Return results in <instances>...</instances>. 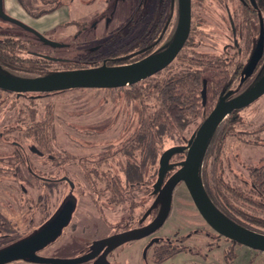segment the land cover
<instances>
[{
	"label": "rangeland",
	"instance_id": "obj_1",
	"mask_svg": "<svg viewBox=\"0 0 264 264\" xmlns=\"http://www.w3.org/2000/svg\"><path fill=\"white\" fill-rule=\"evenodd\" d=\"M69 1L25 0L35 13L51 8L56 3L65 4V9L35 19L26 14L17 0H0L7 15L40 33L48 31L45 35L56 42L72 46L70 49H52L38 42L37 53L48 54L53 60L36 58L33 56V34L0 20V39L2 42L9 41L13 46L9 48V62L15 68L3 66L5 71L16 77L33 78L80 65L73 37L77 32V17L87 9L79 11L83 7L81 0H74V4ZM193 4L196 11L193 23L197 29L191 43H195L196 47L184 50L181 57L186 56L187 61L182 66L188 68V63L193 60L197 62L193 70L202 64L214 69L205 75L208 78L207 104L198 109L197 118L184 131L175 132L172 138L165 137L163 142L155 137L158 160L153 167H147V151L139 148L137 135L143 130L144 120L150 122V118L154 119L159 115L160 98L155 86L182 72L184 68L181 65L177 64L170 71L122 88L70 89L49 94L23 95L0 89V135L3 134V138H0V208L13 211L19 208L28 210L31 207V183H21L15 177L19 168L27 172L28 163L25 161L36 160L37 167L41 168L50 154L59 161V165L60 162L69 160L70 176L75 182L73 190L64 183L55 184L49 200L52 212H60L68 202L67 196L76 201V204L69 226L58 241L39 252L41 257L80 258L93 250L92 245L96 240L122 233L127 228L140 227L141 219L146 217L149 210L144 224L152 222L162 207L153 193L161 155L170 148L188 145L203 120L216 106L227 82V89H238L241 70L238 74L236 71L246 64L252 44H256L258 40L257 18L254 17V21L247 25L239 0H193ZM95 6L96 8H90L92 14L101 7ZM227 10L233 17L238 35L243 34L245 37L251 34L250 43L248 37L238 39V48L244 51L240 56L234 45ZM137 91L141 92H138L141 94L139 97L136 96ZM221 125L222 128H228V135L218 137L206 154L202 166L205 186L223 205H227L229 201L228 209L238 219L242 218L252 229L264 234V210L257 207L261 200L255 198L250 184L255 168L263 164L260 160L264 157V96L247 108L228 116ZM153 131L156 132L157 129L154 128ZM146 139L147 142L150 140ZM15 142L24 146L27 156L17 155L20 152L13 146ZM34 146L44 156L32 153L30 148ZM186 154L187 152L176 154L171 158L170 165L174 168L166 180L179 169L177 165L186 158ZM109 155L113 156L109 159L111 163H104L103 169L111 167L119 173L127 166H139L140 169L146 166L148 181L144 185H134L127 202L114 207L104 205L101 208L95 185L87 184L80 177L85 166L88 171L94 167L83 164L82 160H95L99 156L108 158ZM56 170H61V166ZM59 175L62 176L60 171ZM22 186L26 187V193ZM42 190L44 193L46 189ZM39 212L35 217L33 233L40 229ZM12 220L11 225L3 232L11 240L30 233L29 228L16 226L15 219ZM155 239H161V242L154 244L145 256L150 241ZM167 240L177 241L178 244L169 247ZM154 248H169L175 252L174 256L159 264H264V252L236 244L220 236L206 223L184 183H180L174 190L171 213L165 224L147 238L114 249L107 256V261L109 264H157Z\"/></svg>",
	"mask_w": 264,
	"mask_h": 264
},
{
	"label": "flooded vegetation",
	"instance_id": "obj_2",
	"mask_svg": "<svg viewBox=\"0 0 264 264\" xmlns=\"http://www.w3.org/2000/svg\"><path fill=\"white\" fill-rule=\"evenodd\" d=\"M70 1L72 2V4H74L75 2L74 0H70ZM81 2H82L81 6L83 7L79 6L81 7L79 11L83 10L84 12L85 9L87 10L85 11V13L82 12L79 13V16L77 17L79 18V21L77 23L78 24L77 32L73 37L74 42L77 44L75 48L78 50L79 53L77 61H80L81 63L79 62L80 65L77 67L65 68L64 70L56 71L55 73L62 71L119 67V66L138 63L166 51L172 45L178 33L180 18H181V0H81ZM239 2L240 5L242 6L244 21L247 25L251 23V21H254V17L257 18L258 26H259L258 40L256 44L255 42L254 44H252V47L253 45L255 46L253 47V49L251 47L252 51L249 55V58L246 64L242 66V69L240 71L239 85H238L239 90L224 88V90L221 91L219 95L217 104L223 98H225V100L228 101L238 95L243 94L251 87H253L264 74V56H263L262 60L259 62L253 75L245 79L244 82H242V78L244 76L243 73L247 65L249 64L251 57L259 42L261 35V27L264 28V10L260 8V3H264V0H254L256 6L253 4L252 0H239ZM95 5L98 6L101 5V7L99 6L100 9L97 12L95 11L96 9H94L95 12L92 14L90 11L91 9L96 8ZM59 9L60 10L65 9V4L63 3ZM227 12L232 26V33L234 37L235 47L238 48V39H244L248 37L249 43L252 42L251 34H248L245 37L243 36V34H241L240 36L238 35V29L234 25L233 17L229 10H227ZM195 13L196 11L194 8L193 0H191V30H190L189 38L184 48L180 51L177 57L166 68H164L157 74L164 73L165 71H170L174 67H176L177 64L181 66L183 63L186 64L187 57L186 56L181 57V55L183 54L184 50L194 49L196 47L195 43H191L192 37H194L195 35L194 33L196 32L197 29L196 25L194 26L193 23ZM33 18L38 19L37 17L34 16ZM253 28L255 29V27ZM46 33H48V31H46ZM40 34H42L47 39H51L43 33ZM38 42H40L44 46L50 47L44 44L39 39V37L35 33H33V56H35L36 58L43 59L45 61H50V60L52 61L53 57H51L50 55L37 53L36 45ZM62 44L64 46L61 48H52V47L50 48L52 49L72 48V46H70L68 43H62ZM227 50L228 48H226V51ZM243 53H244L243 49L238 48V55L240 56ZM196 63L197 62L196 61L193 62V60L191 62V64L195 66ZM204 67L205 66H202V68ZM55 73L52 72L49 73L48 75H52ZM236 74H238V69L236 71ZM41 76H47V75L42 74L36 77H41ZM204 82L207 83L208 79H205ZM245 85H248L247 88L241 90ZM80 89H89V88H80ZM92 89H98V88H92ZM105 89H110V88H105ZM206 90H207V97H206V102L204 103L205 105L207 104V98H208V89L206 88ZM241 110H235L233 111L232 114L237 113ZM0 138H3V134L0 135ZM13 146L16 149H18V151L20 152V154H17L19 157H21L22 155L24 157L27 156L28 153L26 152V149H24V146L22 144L15 142ZM30 151L41 157L44 156L43 152L35 146L31 147ZM115 155L116 154H114V156ZM112 157H113L112 155H109L108 158H102L101 156H99V158L95 160H87V159L82 160L83 164H90L94 167L93 170L89 169L88 171L85 166L82 170V175L80 174V177L82 179H85L84 182H86L87 184L92 183L95 185V189H96L95 193L98 196L101 208L104 205H107L109 207H114V206H118V204L127 202L128 198L132 194L135 185L134 180H136L137 186L144 185V183L148 181V170L146 166H144V168L141 170L138 169V171L136 172L133 171L132 166H127L124 169H121L119 173H117L115 168L107 167V170L103 169L102 165L108 162L111 163L109 159ZM87 161H93V163H89ZM260 161L263 162V164L260 167H256L253 173L255 176L254 180H256L257 183L253 184V181H250L251 182L250 184L253 187L251 188L255 193V198H258V200L259 199L262 200V198L264 197V179H262L264 173V157H262ZM25 163L26 164L28 163L27 172L19 168L17 175L15 177L21 183H26V182L31 183V189H33V194L31 195V207L28 210L19 208L18 210H13L14 212L11 209L0 208V251L8 247H11L27 238L32 237L33 234L39 232L42 228L46 227L50 222L54 220V218L58 214V211L56 213L52 212V209L49 208V200H50V196L53 195L55 184L64 183L67 188L70 187L72 190L75 189V182L72 180L70 176L69 160L60 162L61 164L59 165V161H56L55 157L52 154H50L48 155L47 161H45V163H42L41 168L37 167L36 160H33L32 162L25 161ZM59 166H61V170L59 171L62 173V176H60L59 171L56 170ZM80 167H82V164H80ZM158 178H159V169H158ZM38 187L40 188V191H38ZM43 188L46 189L44 193L42 190ZM22 190L24 193L27 192V189L24 186H22ZM156 196H158V194ZM67 200L68 202L71 201L73 203V206L76 204L75 203L76 201L69 199L68 196L66 201ZM262 206H264L262 201L257 203V207H259L260 210H264ZM37 212H39L40 214V220H39L40 229H36V231L33 233V225L35 222V217L37 216ZM12 219H15L14 222L16 226L23 225L27 227V229L29 228L30 233L26 236L19 237L16 240H11L9 236H7V234L3 232L7 230L8 227L11 225L13 221ZM142 220L143 219H141L140 221L141 224L140 227L147 225L144 224V221ZM69 224L70 222L68 223L67 226L63 228L61 234L54 241L50 242L46 247L58 241V239L62 236V234L64 233L65 229L69 226ZM130 229L133 228H127L124 229L123 231L125 232ZM108 237L109 236L100 238L95 242L106 239ZM160 241L161 239H159V242ZM167 241L170 244H178L176 243L177 241L176 242L172 240H167ZM93 246L94 244L92 245V247ZM107 247L108 246H104L100 250L99 248H93L91 252L99 251V254L96 256V258H94L93 260L87 263L92 262V264H97L99 262L101 255L103 254V252L106 250ZM152 247L153 245L150 248ZM43 249L39 250L37 254H39V252L42 251ZM14 262H26L33 264V262L29 261L28 259L17 260Z\"/></svg>",
	"mask_w": 264,
	"mask_h": 264
},
{
	"label": "water",
	"instance_id": "obj_3",
	"mask_svg": "<svg viewBox=\"0 0 264 264\" xmlns=\"http://www.w3.org/2000/svg\"><path fill=\"white\" fill-rule=\"evenodd\" d=\"M252 1L255 5L254 0ZM0 20L19 26L32 34L35 33L44 44L52 48H61L64 46L62 43L45 38L31 27L7 15L3 11L1 2ZM190 30L191 0H181V18L178 33L172 45L163 53L131 65L62 71L36 78H20L0 71V89L23 95L25 93L49 94L80 88H122L127 85L136 84L166 68L184 48L189 38ZM263 56L264 28L261 27L259 42L243 73L242 82L253 75ZM262 96H264V74L253 87L243 94L228 101H226L225 98L221 99L217 106L201 123L187 147H173L161 155L159 161V178L154 185L153 192L156 195L158 194L157 203L160 202L162 206L159 214L147 225L130 229L95 242L93 248H99V250L104 246H108L97 264H109L107 256L114 249L126 243L147 238L158 231L170 216L173 193L180 183L186 185L198 212L216 233L236 244L264 252V234L252 231L238 224L220 211L209 197L201 178L204 156L218 127L233 113V111L250 106ZM202 97L203 103H205L207 97L206 88L203 89ZM185 150L187 151L186 158L180 163L179 169L165 180L167 171L172 168V165H170L171 158L176 154L183 153ZM73 208L72 202H66L54 220L46 227L33 234L32 237L1 250L0 264H8L22 259H28L36 264H83L96 258L99 251H93L88 255L76 259H51L41 257L37 254L39 250L45 248L61 234L63 228L67 226L71 220ZM146 217L142 221H144ZM158 242L159 239L150 242L145 251V256L148 249Z\"/></svg>",
	"mask_w": 264,
	"mask_h": 264
},
{
	"label": "trees",
	"instance_id": "obj_4",
	"mask_svg": "<svg viewBox=\"0 0 264 264\" xmlns=\"http://www.w3.org/2000/svg\"><path fill=\"white\" fill-rule=\"evenodd\" d=\"M18 1H19V4L21 5V7L26 11V13L29 16H31V17L34 16L37 18L42 17L44 15L51 14V13L55 12L56 10H58L62 6V2L56 3L51 8L44 9V10H41V11L35 13V12H33V8L29 7L27 5V3L25 2V0H18ZM47 4H50V3H47ZM260 8L262 10H264V3H260ZM9 48H13V46L9 43V41L2 42V40L0 39V71L2 73L11 75L9 72L4 70V67L11 68V69L15 68L9 62V58H10L9 57L10 56ZM183 62H185V61H183ZM188 66H189L188 68H184V66H182V69L184 68L182 72H180L176 76L171 77L170 80H168L166 82H162V83L159 82L155 86V88L157 89L156 91L158 93V96L160 98V100H159V102H160V104H159V106H160L159 115L157 117H155L154 119L150 118L149 119L150 122H148L147 120H144L143 124H142L143 130L141 132H139V134L137 135V137H138L137 139H139V142H140L139 148H141L144 152L147 151V152H145L146 153L145 154V158H146L145 163L147 164V167L148 166L153 167L158 160V153H157V150L155 148V141H154L155 137L157 136L163 142V139L165 137H167V138L171 137L172 138L175 135V132L177 133V132L184 131L197 118L198 109L200 107L206 106L203 103V97H202L203 89L204 88L208 89V82L207 83L204 82L205 79H208L205 75L214 69L211 66L202 68L201 66H206V64H202V65H200V67H197V69L193 70L194 65L191 64V62L188 63ZM239 70H241V67L238 68V72H239ZM53 73H55V72H53ZM48 74L49 73H47L46 75H48ZM227 84L229 85V82H227L225 87H224L226 89L228 86ZM133 85H135V84H133ZM138 92L141 93L140 91H137V94H136L137 97H139L141 95ZM222 127L223 126L220 125L218 127V129L216 130L215 134L213 135V137H212V139L208 145L207 151L205 153L204 160H205V157H206L208 150L210 149L211 145L217 140V138L220 136L227 137L228 128L226 126L224 128H222ZM154 128L157 129L156 132L153 131ZM144 130H147V131H144ZM193 136H192V138H193ZM146 138H150V140H148V142H147ZM190 140H189V142H190ZM189 142H188V144H189ZM186 152L187 151L185 150L181 154H184ZM204 160H203V162H204ZM177 167H180V163H179V165H177ZM173 168H174V166L167 171L166 176H165V180H166V177L168 176V174L173 170ZM138 169L141 170L139 168V166H136V167L133 166L134 172L138 171ZM254 177L255 176L253 175L252 181H253V184H256L257 181L254 180L255 179ZM201 178H202L203 184L205 186V183L203 180V175H202V170H201ZM262 179H264V173H263ZM134 183H135V185L137 184L136 180H134ZM205 189H206L209 197L213 201V203L226 216H228L229 218H231L232 220H234L238 224H240V225H242V226H244V227H246L252 231L257 232V230H254L250 226H248V224H246L242 218H241L242 220L238 219L236 217V215L233 214L228 209L229 201L227 202V205H223V203H221L220 199H217L216 196L214 195V193L212 191H209L208 187L206 188V186H205ZM219 198H220V196H219ZM261 201L264 204V197L262 198ZM262 208H264V206H262ZM258 232L261 233L260 231H258ZM167 244L169 247L173 246L169 242H167ZM154 255H155V259H156L155 262L157 264H159V263L163 262L164 260L174 256L175 252L174 251L172 252V250L169 248H167V249H163V248L162 249H155L154 248Z\"/></svg>",
	"mask_w": 264,
	"mask_h": 264
},
{
	"label": "crops",
	"instance_id": "obj_5",
	"mask_svg": "<svg viewBox=\"0 0 264 264\" xmlns=\"http://www.w3.org/2000/svg\"><path fill=\"white\" fill-rule=\"evenodd\" d=\"M18 4H19V1L17 0ZM20 5V4H19ZM21 6V5H20ZM22 8V7H21ZM23 9V8H22ZM24 10V9H23ZM25 11V10H24ZM26 12V11H25ZM27 14V13H26ZM28 15V14H27Z\"/></svg>",
	"mask_w": 264,
	"mask_h": 264
}]
</instances>
